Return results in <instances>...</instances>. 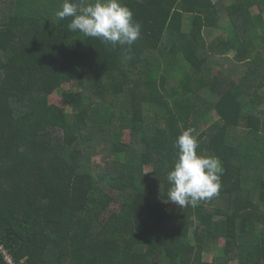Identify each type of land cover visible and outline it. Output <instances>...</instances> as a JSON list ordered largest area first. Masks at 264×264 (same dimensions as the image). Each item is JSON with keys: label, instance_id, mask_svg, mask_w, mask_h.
Masks as SVG:
<instances>
[{"label": "trees", "instance_id": "1", "mask_svg": "<svg viewBox=\"0 0 264 264\" xmlns=\"http://www.w3.org/2000/svg\"><path fill=\"white\" fill-rule=\"evenodd\" d=\"M62 2L5 0L0 12V243L21 264H264V0H229L225 27L217 0H122L142 24L130 59L70 31ZM227 56L243 75L213 70ZM179 63L189 71L168 89L163 64ZM189 128L223 174L218 195L180 207L166 177ZM105 144L116 160L96 172L89 154Z\"/></svg>", "mask_w": 264, "mask_h": 264}, {"label": "clouds", "instance_id": "2", "mask_svg": "<svg viewBox=\"0 0 264 264\" xmlns=\"http://www.w3.org/2000/svg\"><path fill=\"white\" fill-rule=\"evenodd\" d=\"M56 15L59 19L72 17L67 26L70 31L97 38L113 49L119 47L126 59L131 58L132 46L142 34V24L134 20L133 12L122 0H89L86 5L63 0ZM198 136L195 129L189 128L174 143L178 151L167 172L168 200L180 207H194L218 195L221 188V162L215 156L198 154Z\"/></svg>", "mask_w": 264, "mask_h": 264}, {"label": "rangeland", "instance_id": "3", "mask_svg": "<svg viewBox=\"0 0 264 264\" xmlns=\"http://www.w3.org/2000/svg\"><path fill=\"white\" fill-rule=\"evenodd\" d=\"M217 1L219 2V7L223 11V18L221 21V25L223 27H225L228 23V19L226 18V14H225L223 9L225 6H227V4H230V2H229V0H217ZM5 11H7V9L5 7V0H0V12L5 13ZM252 13L256 14L257 9L253 8ZM219 33H221V32L219 31ZM211 40H213V38L207 37V42H210ZM256 45L258 46L259 43H256ZM157 56H158V53L157 54H154V53L151 54L150 60H151L152 65L156 64L158 59H160L161 61L165 60L164 57L161 58L160 56H158V57ZM229 57L231 59H225V60H219L217 57H214L213 61H212L213 70L215 72L220 71V72L226 73V74H232L233 73V77L235 74L236 78L239 75H243L244 72H240V70H242L243 68L246 69V66L240 65V64H235L232 61V57L231 56H229ZM188 71H189V67L184 65V64H181V63L177 64L175 71H171L165 64H163L162 73L166 74L167 88L169 89L170 87L176 85L181 80L182 76H184ZM70 88L71 89L73 88L72 83L70 85L67 84V85L63 86V89H65V90L70 89ZM74 89L77 90V89H79V87L75 85ZM88 94H90V95L93 94V87L90 85L88 86ZM205 99L209 100V99H207V95H205ZM106 100L110 101L112 104H115V105H118L121 102V101L119 102L118 100H115L114 97L112 95H109V94L106 95ZM216 100L217 99H215V97H211V100H209V101L212 104H215ZM122 101L125 102L126 99H123ZM49 103L52 105H56L58 107H62L60 94L55 93L52 96H50ZM257 109L259 111H264V103L260 106H257ZM116 110H119V106H116ZM145 111H146L147 116L152 117V119H154V120L161 117V115L157 111H154L150 107H146ZM65 112L67 113V115L71 114L70 109L66 108ZM127 120H129V117L127 118ZM217 120H218V116L216 115L215 111L211 109L209 111V116L206 118L205 126H203V127L206 128L208 125H211L213 122H215ZM117 124H119V123H117ZM116 128H119V125H116L115 129ZM125 129L126 130H125L124 135H123L124 136L123 141L125 143L129 144L131 141V138H130V134L128 132V127H126ZM236 137L238 138L237 140L241 139L240 134L238 136L237 134L233 133V131H232L230 140L233 141V138L236 139ZM135 142L137 143V140ZM102 145H100V147L97 149V151L93 150V152H90L92 154H89V157H92V158H89V161H88L89 166H92L94 171H96V172L109 171V167L107 166L108 163L104 158L108 157L107 160H109L111 163H113L116 160L115 156L113 154L112 146L108 145V144H105L104 146H102ZM137 150H140V148L138 147ZM110 162H109V164H110ZM255 162H258L260 164V166H261L260 172L262 174V177L264 178V160L259 161L257 158V160L255 159ZM115 200L116 201L112 204L111 209L118 211L121 203L123 202V195L116 192ZM216 205L218 206L219 202ZM222 246H223V241H219L216 246L208 248V251L206 252V254L204 256V260L211 262V261H214L215 259H217L221 253L219 251V248ZM230 264H237V262L232 261V262H230Z\"/></svg>", "mask_w": 264, "mask_h": 264}, {"label": "built area", "instance_id": "4", "mask_svg": "<svg viewBox=\"0 0 264 264\" xmlns=\"http://www.w3.org/2000/svg\"><path fill=\"white\" fill-rule=\"evenodd\" d=\"M0 256L4 260L5 264H21V263L16 262L12 253L2 243H0Z\"/></svg>", "mask_w": 264, "mask_h": 264}, {"label": "crops", "instance_id": "5", "mask_svg": "<svg viewBox=\"0 0 264 264\" xmlns=\"http://www.w3.org/2000/svg\"><path fill=\"white\" fill-rule=\"evenodd\" d=\"M218 35V34H217ZM219 60H225V59H231L229 56H227V57H219L218 58Z\"/></svg>", "mask_w": 264, "mask_h": 264}]
</instances>
